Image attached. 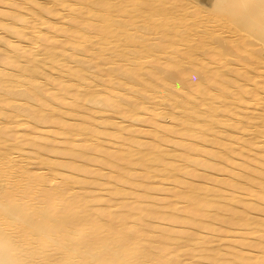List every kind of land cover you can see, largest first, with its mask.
Listing matches in <instances>:
<instances>
[{"label":"bare ground","instance_id":"1","mask_svg":"<svg viewBox=\"0 0 264 264\" xmlns=\"http://www.w3.org/2000/svg\"><path fill=\"white\" fill-rule=\"evenodd\" d=\"M0 264H264V0H0Z\"/></svg>","mask_w":264,"mask_h":264}]
</instances>
